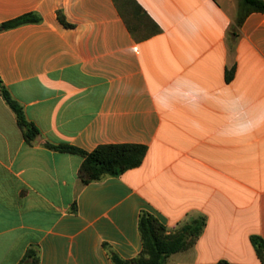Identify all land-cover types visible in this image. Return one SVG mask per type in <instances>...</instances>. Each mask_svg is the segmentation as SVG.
<instances>
[{"label":"crops","instance_id":"1","mask_svg":"<svg viewBox=\"0 0 264 264\" xmlns=\"http://www.w3.org/2000/svg\"><path fill=\"white\" fill-rule=\"evenodd\" d=\"M0 79L40 135L28 144L0 93V264H113L143 251L139 220L206 225L166 264H264V14L239 0H0ZM231 78L228 76L231 74ZM69 145L147 147L84 184Z\"/></svg>","mask_w":264,"mask_h":264},{"label":"trees","instance_id":"2","mask_svg":"<svg viewBox=\"0 0 264 264\" xmlns=\"http://www.w3.org/2000/svg\"><path fill=\"white\" fill-rule=\"evenodd\" d=\"M264 14V0H239L237 25L240 26L251 13ZM35 14H26L0 25V29L9 30L18 26L39 22ZM233 72L228 76L231 78ZM0 93L6 104L14 112L17 124L28 144H33L40 135L39 129L30 122L23 107L10 94L0 79ZM49 149L81 156L84 161L79 170V178L84 184L99 181L106 176L117 177L138 168L143 163L147 147L135 144L102 145L93 152H85L69 145L46 144ZM206 225L204 219H196L175 234H167L166 227L156 217L143 213L139 220V230L143 241L141 255L131 261L121 259L112 253L113 264H166L168 258L180 251L188 249L200 237ZM259 256L264 257V241L260 237L252 238ZM19 264H40L38 249L30 247ZM218 264H228L219 262Z\"/></svg>","mask_w":264,"mask_h":264},{"label":"water","instance_id":"3","mask_svg":"<svg viewBox=\"0 0 264 264\" xmlns=\"http://www.w3.org/2000/svg\"><path fill=\"white\" fill-rule=\"evenodd\" d=\"M0 31H1V29H0Z\"/></svg>","mask_w":264,"mask_h":264}]
</instances>
